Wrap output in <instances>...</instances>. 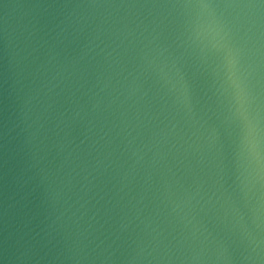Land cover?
Returning <instances> with one entry per match:
<instances>
[{
    "label": "water",
    "instance_id": "water-1",
    "mask_svg": "<svg viewBox=\"0 0 264 264\" xmlns=\"http://www.w3.org/2000/svg\"><path fill=\"white\" fill-rule=\"evenodd\" d=\"M0 264H264V0H0Z\"/></svg>",
    "mask_w": 264,
    "mask_h": 264
}]
</instances>
